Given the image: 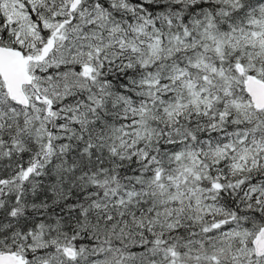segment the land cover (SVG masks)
<instances>
[{
  "label": "snow or ice",
  "instance_id": "obj_1",
  "mask_svg": "<svg viewBox=\"0 0 264 264\" xmlns=\"http://www.w3.org/2000/svg\"><path fill=\"white\" fill-rule=\"evenodd\" d=\"M0 264H264V0H0Z\"/></svg>",
  "mask_w": 264,
  "mask_h": 264
}]
</instances>
